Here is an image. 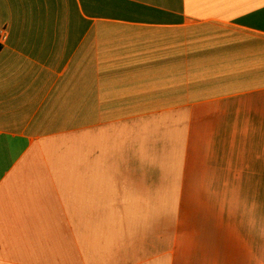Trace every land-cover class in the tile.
Masks as SVG:
<instances>
[{"label":"crops","instance_id":"1","mask_svg":"<svg viewBox=\"0 0 264 264\" xmlns=\"http://www.w3.org/2000/svg\"><path fill=\"white\" fill-rule=\"evenodd\" d=\"M0 264H264V0H0Z\"/></svg>","mask_w":264,"mask_h":264},{"label":"built area","instance_id":"2","mask_svg":"<svg viewBox=\"0 0 264 264\" xmlns=\"http://www.w3.org/2000/svg\"><path fill=\"white\" fill-rule=\"evenodd\" d=\"M5 36H6V34H5L4 28L0 27V45L4 42Z\"/></svg>","mask_w":264,"mask_h":264}]
</instances>
